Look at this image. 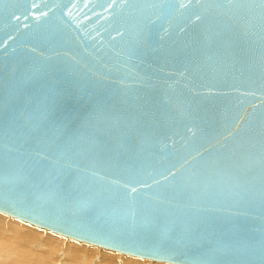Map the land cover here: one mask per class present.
Segmentation results:
<instances>
[{"label": "water", "instance_id": "obj_1", "mask_svg": "<svg viewBox=\"0 0 264 264\" xmlns=\"http://www.w3.org/2000/svg\"><path fill=\"white\" fill-rule=\"evenodd\" d=\"M0 213L264 264V0H0Z\"/></svg>", "mask_w": 264, "mask_h": 264}, {"label": "bare ground", "instance_id": "obj_2", "mask_svg": "<svg viewBox=\"0 0 264 264\" xmlns=\"http://www.w3.org/2000/svg\"><path fill=\"white\" fill-rule=\"evenodd\" d=\"M46 231L0 213V264H169L128 257Z\"/></svg>", "mask_w": 264, "mask_h": 264}, {"label": "rangeland", "instance_id": "obj_3", "mask_svg": "<svg viewBox=\"0 0 264 264\" xmlns=\"http://www.w3.org/2000/svg\"><path fill=\"white\" fill-rule=\"evenodd\" d=\"M3 215V214H2ZM6 216V215H5ZM14 220H16V219H14ZM17 221H20V220H17ZM22 222V221H21ZM23 223H25V222H23ZM26 224V223H25ZM28 224V223H27ZM30 225V224H29ZM33 226V225H32ZM34 227H36V226H34ZM38 228V227H37ZM43 230V229H42ZM44 231H46V230H44ZM47 232V231H46ZM49 232V231H48ZM49 233H51V232H49ZM53 234V233H52ZM57 235V234H56ZM60 236V235H59ZM69 239V238H68ZM85 244V243H84ZM89 245V244H88ZM115 253V252H114ZM125 256H127V255H125ZM128 257H131V256H128ZM135 258V257H134ZM138 259H140V258H138ZM143 260H145V259H143ZM147 261H149V260H147ZM151 262H153V261H151ZM170 264V263H169Z\"/></svg>", "mask_w": 264, "mask_h": 264}]
</instances>
